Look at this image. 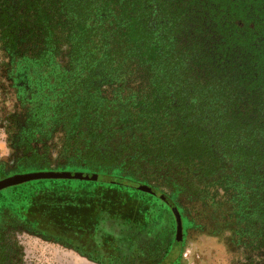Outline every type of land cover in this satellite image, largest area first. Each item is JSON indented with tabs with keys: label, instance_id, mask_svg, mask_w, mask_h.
Returning a JSON list of instances; mask_svg holds the SVG:
<instances>
[{
	"label": "rangeland",
	"instance_id": "374dc122",
	"mask_svg": "<svg viewBox=\"0 0 264 264\" xmlns=\"http://www.w3.org/2000/svg\"><path fill=\"white\" fill-rule=\"evenodd\" d=\"M99 1L92 0V2H86L81 6H78L80 2H70L67 15L71 14L70 20L72 21L68 25L61 21L66 19V16H60L61 9L57 3L58 0H29V4L26 3L25 8H21L24 12L21 9L12 8V11L16 12V16L19 18L17 23L12 25V29L24 28L27 32H33L34 34L37 31L36 27L46 29L48 32L55 28L57 38L49 44L50 46L47 47L48 51L46 52L51 54L52 66L41 65L32 69L34 76L31 79L35 85L23 91V99L18 98L14 87L9 82L7 114L1 113L0 109V145H2L0 147V164L6 162L9 166L15 162L16 158L21 159L23 165L17 168L19 172L40 167L47 168L49 165L52 168L58 165L53 163L55 154L50 158L52 164L47 161L40 162L36 156H29V152H32L33 148L29 142H22L20 139L21 128H23L27 118L30 117L28 113L30 109L27 108V105L30 104L33 98V91H39V93L42 91L40 97L43 92L44 95L52 96V103L47 106V109L44 105H42V109H39L42 112L46 110V121L54 123L56 119H69L68 126H71L70 129H72L71 111L73 107H77L76 101L81 100L78 99L79 97L76 100V95L79 94L80 98L83 96L84 100H90L84 95L90 89L86 91L80 89L78 92L79 86L77 84L81 81L85 85L92 84L89 80H96L88 75V71L93 73L94 76L95 73L98 74L107 67L122 69L120 64H124V69H127V71L117 72L116 70L113 76L104 79L100 91L102 95L110 98V100L112 98V102H114L108 103L113 107L111 112L113 118H123L132 112L134 113L136 111L135 105H137L135 101L140 100V104L137 106L140 116H137V119L141 120L136 122L130 119V122L124 123H117V121L101 122L103 119L95 115L93 118L100 120L97 130H95L96 133L121 132L126 136L135 137V131L147 128L156 139H164L170 136L176 141H181L183 132L191 133L192 130L197 129L200 138L207 144L206 147L213 145L216 149L218 147L223 149V146L226 147L227 142H230L232 138L235 145H243V147L249 149H242L244 156L240 158L232 157L229 151H222L220 160L217 159V166L221 167L217 172V170L209 171L211 166H207L211 163H207L201 157L202 152L198 150L186 159L182 156L179 157L177 149L174 147L168 148L170 150L162 154V161L170 164L176 163V172L186 174L188 176L186 181L181 180V175L175 179L167 176L164 172L162 174V171L153 170L151 164L146 165L136 162L130 165L126 163L125 169L122 168V172L117 168L113 170L98 168L99 164L110 163L113 166L118 164L121 161L120 155L110 159L101 158L102 156L99 157L98 155L87 157L86 161L81 159V161L79 160L80 157H76L73 152H70L67 160L59 165L63 169L109 173L113 176H123L128 179L135 178L154 187L155 190L154 192H143L144 190H134L131 183L118 184L105 181V184H103L102 181L81 179L32 180L21 186L0 190V225L4 226L0 230V241L3 238H9L10 234L13 235L15 239L14 248L18 249L20 264H91L74 253L66 252V248L43 241L29 231L16 230L10 232L12 226L18 223L17 217L26 212L32 219L41 218L44 222L51 220L50 209L46 210L44 208L50 202L56 201V197L60 199V202H64L65 199L70 197H82L95 203L97 196H99L98 193H103L105 206H118L121 208L117 222L121 223L122 228H120L123 231L132 229L131 226L140 225V228L146 226L145 228L147 230L151 229L152 232L165 230L169 237L175 231V221L166 210V205L158 198V192L173 193L176 199L182 200V205L193 217L198 213L211 214L214 211L215 215L223 218L228 212L235 213L236 203L240 200L247 213H249L250 208L258 206V204L261 206L260 201L262 198L252 197L250 194H264L262 187L261 190L259 188L260 183L264 180V158H261L264 157L262 155V152H264V136L253 129L254 122L253 124L243 123L242 125L237 122V125H235L233 123L235 119L231 117L229 111L232 104L236 105L233 109L235 115L241 116L240 118H252L255 120V125L258 124V127L264 131V121H257L256 123L257 114L264 111V78L263 80H253L250 77L256 67L257 70L264 69V32L257 31L255 32L257 34H254V41L257 42L258 46L263 45V48H260V50H258L259 47L256 49L253 47L243 49L239 45H235L236 40L231 37L230 33L215 35V29L211 23H207L205 28L202 23L207 18L216 21L222 17L228 20V17L232 16L231 27L237 29L236 26L238 25L242 33H245L247 29L255 27L254 24H250L246 20L245 15L248 17H264V2L244 0L242 13L239 9L231 8L229 4L231 1L229 0H221V3L227 2L228 12L224 8V3L214 11L211 6L213 2H208V0L196 2H180L181 0H178V2H149L150 0H143L148 2L145 3L147 9L150 5L154 6L156 3L160 7L159 10L153 12L154 18L151 17L148 21L158 26L154 28L163 29L160 26L167 21L172 24L177 32H180L179 30L190 24L195 30L201 32L204 30V35L207 36L200 49V51H203L205 59L199 55L193 63H190V56L188 55L190 50L187 48L179 47L177 50L164 48L163 50L162 57H165L170 65L177 68L174 72L175 77L169 81L167 79L164 81L169 86L171 83L177 85L178 82L185 85L186 81H181L184 80V75L179 79L178 74L184 70V65L189 63V65H193L194 70L190 74L189 72L185 74L190 79L188 81L194 83L193 80L196 79V81L203 82L206 76L204 70L210 64L211 68L205 82L192 88V94L204 102V108H200L196 115L189 116L186 108L183 107L182 109L177 103L178 99L182 97L169 94L171 96H166L163 99L161 97L165 95H161L162 92L159 89L156 93L148 94L150 83L148 77L143 75L148 69L146 66L147 56L152 54L153 47L158 46L160 43L165 44L163 36L158 39L152 32L146 33L145 31L148 30H144V41L141 42L134 40L131 35L128 36L124 32L118 33L116 40H113L111 36H107L106 32V35L103 33L97 34V25L94 23L93 18L99 24L106 26L110 22L120 25L122 23L120 20L126 15L136 17L135 2H130V0ZM252 4L253 8L250 7ZM14 6L16 7V4ZM171 7L173 10L178 8L175 15L166 16L162 13L163 8L164 11H167ZM28 15H31V21L36 20V23L21 27V24H26L24 20L29 21ZM42 19L43 21L46 20L45 25H41ZM200 20H202V23H200ZM141 23L145 25L143 22ZM2 24L0 19V31ZM166 26L168 27V25ZM66 28L70 29L71 35L77 39V42L72 43L77 44L75 47L76 52L72 51L71 43L65 36ZM50 38L48 36L45 39ZM42 40H44V37ZM195 43L196 47L199 48V41L197 40ZM1 44L0 38V62ZM22 46L23 44L20 41L19 43L16 42V45L10 43V53H13V50L17 48L13 54L21 58L22 51L26 52L22 49ZM110 46L115 48L116 52L108 54L104 51ZM88 47L91 48L93 56L89 57L91 61L87 64ZM104 56L107 58H104ZM9 62H11V56ZM151 62L155 65L153 70L156 69L160 73L161 66H157V61ZM231 68H237L242 73L240 81L235 78L233 84H230L232 91H228L226 94L212 91L210 86L216 84L217 87L219 82L224 83L231 79L226 73ZM95 76L98 78V75ZM118 83L120 85L117 88ZM38 85L42 86L41 90ZM227 95L229 96L226 97ZM1 102L0 96V105ZM95 102L96 98L90 104H94V109H98L99 103ZM20 103L22 105L17 108ZM98 112L101 114L102 110L99 109ZM231 125L234 126L233 132H229L231 136H227L225 130ZM200 127L202 129L198 130ZM81 129L86 131L88 128L82 125ZM217 129L218 132L222 133L221 137H218ZM178 147L182 148L181 146ZM4 149H7V151ZM93 164H97V168H90L94 167ZM2 174V171H0V177L3 176ZM116 199L117 202H115ZM226 201L229 202L225 203ZM259 208L258 211H262L263 208ZM61 217L63 219L65 215L62 214ZM229 221H232L230 226L235 227L234 217ZM250 226L254 230L253 238L249 234L241 232L240 239L244 240L243 242L238 237L229 239L226 237L229 236L228 233L224 236L199 235L195 240H187L183 246L185 264H264V242H258L263 239L264 221L250 224ZM253 239V242L247 243V241ZM11 253L6 248L0 247V264H7L8 259H11L9 256Z\"/></svg>",
	"mask_w": 264,
	"mask_h": 264
},
{
	"label": "flooded vegetation",
	"instance_id": "af4514ba",
	"mask_svg": "<svg viewBox=\"0 0 264 264\" xmlns=\"http://www.w3.org/2000/svg\"><path fill=\"white\" fill-rule=\"evenodd\" d=\"M28 1L0 0V19L3 23L0 31L2 42L0 62V96L2 102L0 109L1 113L5 114H7L9 82L14 87L18 98L23 99V91L35 85L31 79L34 76L32 69L41 65L52 66L51 54L46 52L48 51L47 47L52 42V37L55 36V28L48 32L46 29L36 27L37 31L34 34L33 32H27L24 28H11L19 20L12 8L20 10L26 3L29 4ZM196 1L202 0H181L180 2ZM149 2H178V0H150ZM208 2L214 1L208 0ZM15 4L16 7L14 6ZM21 10L24 12L23 9ZM28 19L29 21L24 20L26 24H21L20 26L27 27V25L36 23V20L31 21V15H28ZM43 19L41 20V25L44 22L46 23V20L43 21ZM52 32L53 34L51 35ZM196 33L197 35L195 31H191L192 37L200 38L201 33ZM48 36L51 38L45 39ZM65 36H67V31H65ZM43 37L44 40H42ZM19 41L23 44L22 49L26 50V52L22 51L21 58L13 54L17 48L13 50V53H10V43L16 45V42L19 43ZM189 46H187L188 49ZM193 48L190 47V49ZM10 56L11 62H9ZM41 56L43 57L41 58ZM38 87L41 90L42 86L38 85ZM41 92L33 91V98L30 104L27 105V108L30 109L28 110L30 117L27 118L23 128H21L20 139L22 142H29L33 148L32 152H29V156H36L40 162L47 161L52 164L50 158L55 154L53 163L58 165L52 168L49 165L47 168L40 167L19 172L17 168L22 166L23 163L21 159L16 158L15 162L9 166L6 162L0 164V171L3 173L0 179L17 173L33 171H67V169H63L59 165L64 160H67L69 153L73 150V136L70 133L71 126H68L69 119H56L54 123L46 121V110L42 112L39 109H42V105L47 109V106L52 103V96L44 95L43 92L40 97ZM21 105L20 103L17 108H20ZM130 179L141 182V180L135 178ZM28 182L5 189L21 186ZM98 194L99 196H97L95 203L82 197H70L65 199L64 202H60V199L56 197V201L50 202L44 208L46 210L50 209L51 220L44 222L41 218L32 219L26 212L17 217L18 223L12 226L10 232L12 233L16 230L29 231L43 241L66 248V252L74 253L91 264H185L183 246L187 240H195L199 235L224 236L227 233L229 236L226 237L229 239L233 238V227L230 226L232 221H229L233 219L232 213L228 212L223 218L215 215L214 211L211 214L198 213L193 217L182 205V200L176 199L174 194L170 193L166 195L177 205L182 219V233L178 237L176 216L169 204L160 198V195L164 194L162 192H158V198L166 205V210H168L175 221V231L171 237L167 236L165 230L152 232L151 229L147 230L146 226L140 228V225L131 226L132 229L123 231L121 223L117 222L121 208L118 206H105L103 193ZM117 201L116 199L115 202ZM62 214L65 215L63 219H61ZM3 227L0 225V230ZM47 230L50 232L46 233L45 231ZM14 241L15 239L11 234L9 238H3L0 241L1 248L4 247L9 253L12 252L9 255L11 259H8L7 264H20L19 252L17 248H14Z\"/></svg>",
	"mask_w": 264,
	"mask_h": 264
},
{
	"label": "trees",
	"instance_id": "16d2710c",
	"mask_svg": "<svg viewBox=\"0 0 264 264\" xmlns=\"http://www.w3.org/2000/svg\"><path fill=\"white\" fill-rule=\"evenodd\" d=\"M97 1L100 2L99 0ZM102 1L108 2V0H101V2ZM211 1H214L211 4L214 11L217 10L222 5V3L225 4L224 8L227 9V12L229 11L227 2L221 3V0H211ZM229 1H231L229 2L231 8L239 9L242 12V4L244 5L243 3L245 2L244 0H229ZM250 1L251 2H264V0H250ZM70 2H80L78 6H81L82 4H85L86 2H92V0H58L57 3L60 5L59 8L61 9L60 16L61 17L66 16L65 17L66 19H63L61 21L65 22L66 25L70 24V22L72 21L70 20L71 14L67 15ZM130 2H135L134 5H136V10H135L136 17L131 16V15H126L123 19L120 20L122 22L120 25L118 23L112 24L110 22L106 26L99 24L96 19H93L94 23L97 25V29H96L97 34L103 33L106 35L107 33V36H111L113 40H116L117 34L124 32V33H127L128 36L131 35V37L134 40L141 41V42L144 41L143 40L144 30H148V31H145L146 33L152 32L155 37H158V39L159 37L163 36L164 38L163 41L165 44L160 43L158 46L153 47L152 54L147 56L148 62L146 66L148 67V69H147V72L143 75L145 77H148V81L150 83V84L148 83L149 84L148 94L156 93L158 89L160 90V92H162L161 95H165L161 97L163 99L166 96H171L169 94H176L177 96L182 97L181 99H178L177 101V103L182 107V109L183 107H185L189 116L196 115V113L199 112L200 108H204V102H202L201 100H199L192 94V88L195 85L205 82V78L208 75L209 69L211 67L209 64L208 67H206V69L204 70L206 71V76L203 82H199V81H196V79L194 80L192 79L195 82L190 83V81H188L190 80L188 78V75L186 76L185 74L187 72H189V74L192 73V71L194 70L193 69L194 67L193 65H189V64L191 62L193 63L195 59L197 58V56L201 55L205 59V56L203 55V51H200L202 47L201 44L207 38V36L204 35V30L203 32L199 30H195L192 25L187 24L181 30H179L180 32H177L176 29L172 27V24L168 23L167 21H165L164 25L160 26V27H163V29L154 28L158 26H156L155 24L149 23L148 21L151 19V17L154 18L153 12H156L157 10L160 9L159 5L156 3L154 4V6L151 5L147 9V6L145 7V3H148V2H145L143 0H130ZM250 7L253 8V4ZM177 12H178V8L173 10L172 7L168 9L167 11H164V8H163V11H162V13L166 16L172 15V14L175 15V13ZM245 16H246V20H248L250 24L252 23L255 25L253 29H247L245 33L244 32L242 33L238 25L236 26L237 29L231 27V24L233 21L232 16L228 17L229 18L228 20L225 17H222V18H218L216 21H214L213 19L207 18V20L203 22L204 24L201 22L202 20H200V23H202L204 28L207 23H211L215 29L214 30L215 35H220L222 33L223 34L230 33L231 37L232 38L234 37L236 40L235 45H239V47L243 49H250L251 47L256 49L259 47L258 50H260V48H263V45L258 46L257 42L254 41V38H255L254 34H257L255 33L257 31L264 32V17H258V16L248 17L247 15ZM126 19L127 21H125ZM141 22H143L145 25H142ZM166 25H168V27ZM57 27H59V25H57ZM128 27L130 28L128 29ZM66 31H67V40H69V42L71 43L72 51L76 52L77 50L75 47L77 46V44L74 45L72 43L75 41L77 42V39L75 38V36L73 37L71 35L70 29H66ZM191 31H195L196 35H197L196 32H200L201 33L200 38L196 39V37H192ZM56 38L57 36L55 34V36L52 37V41H55ZM197 40L200 43L199 48L198 46L196 47L195 41L197 42ZM188 45H190L189 49L187 48ZM179 47H184L190 50L188 54L190 56V63L185 64L184 70L180 74H178L179 79H181V76L184 75L185 78L184 80H181V81H186V82H185V85H182L181 82H178L177 85L175 83L174 84L171 83L169 86L168 83L165 84L164 81L166 79L167 81H169L170 79L174 78L175 77L174 72H175V69L177 68H175L173 65H170V62L167 61L165 57H162V55L164 54L163 50L164 48H167L168 50H177ZM190 47H194V48L190 49ZM88 49H89L88 57L86 61L87 64L91 61L89 60L90 59L89 57L93 56L91 53V48L88 47ZM193 50L194 52H192ZM104 51L110 54L112 52H116V49L110 46ZM78 53L79 51L77 52V54ZM104 58H107V57L104 56ZM151 61H157V66H161V69L159 70L160 73H158V70L156 69L153 70V66L155 65ZM263 61H264V55H263ZM120 65L122 69L120 68L114 69L112 67H107L105 69H102L103 70L102 72H99L98 74L95 73V75H98V78L95 75L93 76V73L88 71V75L91 78H94L96 80H89L90 83L92 84H86L87 86L85 85V83H82L83 81L77 84V86H79L78 92L80 91V89L82 91L83 89H85L84 91L90 89L89 92H87L86 94L84 93V95H86V98L88 97L90 98V100H84L83 96L82 98H80L81 96H79V94L76 95L75 99L77 100V98L79 97L78 99H81V100L76 101L77 107L76 106L73 107L71 111L72 121L71 120L70 121L73 127L72 129H70V133H72V136H73L72 152H73V155H75L76 157L77 156L80 157L79 160L82 159L86 161L87 157H93V156L95 157L98 155L99 157L102 156L101 158L110 159L111 157H114V156L118 157L120 155L121 161H119L118 164L114 166L110 163L99 164L98 168H103L106 170H113L117 168V169H120L122 172L123 171L122 168L124 167L125 169L126 163L130 165L136 162L139 164H146V165L151 164L153 165V170L162 171V174L164 172L166 173L167 176H171L175 179H177V177H180L179 175H181V180L186 181L188 180L187 179L188 176L186 174L184 175L182 173L176 172V163L173 162L172 164H170V163H166L162 161V154L170 150L168 148L174 147L175 149H177V153H178L177 155L179 157L182 156L183 158H186V159L189 158L188 156L192 155L193 153H196V150H198L202 152L203 156H205L203 157L201 155V157L205 159L207 163L208 162L211 163V165L207 166V167L211 166V169L209 171L217 170V172H219L221 168L220 166H217V159L220 160V157L222 156V151L223 152L229 151L232 157L240 158L244 156L242 149H246V150L249 149L247 147H243V145L241 146H238V144L235 145V143L232 141L233 140L232 138L230 139L231 143L228 141L227 146L226 147L223 146V149H221V147H218V149H216V147H214L213 145L211 146L209 145L208 146L210 148L209 149L208 147H206L207 144L204 143V141L200 138L199 136L200 134H199V131H197V129L192 130L191 133L187 131L183 132L182 133L183 139L181 141H176L170 136H167L164 139H156V137L150 131H148L147 128L135 131L136 132L135 137L126 136V134L124 133L122 134L121 132L120 133H110V134L109 132L108 133H100V132L96 133L95 130H97L100 120L93 118V116L95 115H98L100 119H103V121L101 122L117 121V123H122V122L124 123L127 121L130 122V119L135 120L136 122H140L141 120V119L140 120L137 119V116H140L138 112V108H137V106L140 104V100L135 101V103L137 104L135 105V107L137 109L135 108L136 111L134 113L132 112L130 113V115H126L123 118L114 117L115 118L114 119L111 113L113 107H111L110 104H108V103H114V102H112L113 101L112 98L110 100V98L102 95L100 91V88L103 86L104 79H106L107 77L110 78L111 76H113V74L116 73V70L117 72H121L122 70L127 71V69H124L125 67L124 64H120ZM261 69L262 70H257V67H256V69L252 71V74L250 77L253 80H257V79L263 80L264 69L263 68ZM232 71H235V72L229 74ZM226 73H227V76L231 77V79H228V81L224 83L219 82L217 87H216V84L210 86L212 91H217V92L226 94L228 93V91L230 92L232 91V86H230V84H233L235 78H238L239 81L241 80L242 73H241V70L237 68H231L229 72H226ZM222 81H224V79H222ZM119 85L120 83L117 84V88L119 87ZM228 96L229 95H227L226 97ZM94 98H96V102L99 103L98 109L97 108L94 109V104H90ZM85 103H86V106H85ZM235 107L236 105L232 104L231 109L229 111L231 112V117L235 119V122L233 121V123L237 125V122H239L242 125L243 123L253 124L254 122V124L252 125L254 127L253 129L257 130L256 132L264 136V131H262L258 127V124L255 125V120L249 117L240 118L241 116L235 115L233 111ZM99 109L102 110L101 114L98 112ZM255 114L257 113L255 112ZM245 120L246 122H244ZM257 121H264V111H261L257 114L256 123ZM82 125H84L88 129H86V131L82 130L81 129ZM233 128L234 126L231 125L229 126L228 129L225 130V133H227V136H231L229 132L232 133ZM250 128L252 127L250 126ZM201 129L202 128L200 127L198 130H201ZM217 133H218V137L222 136L221 135L222 133L220 131L218 132V129H217ZM178 146H181L183 149L179 148ZM262 153H259V154L264 155V152ZM261 158H264V157H261ZM157 160L158 162H156ZM159 163H163V164H160L162 166H160ZM93 165L94 167H90V168H97V164H93ZM88 172H91V171H88ZM209 177H212V176H209ZM223 181H226V180H223ZM102 183L105 184V182H102ZM109 185H114V184H109ZM261 187L264 190V180L259 185L260 190H261ZM137 189L138 188L134 186V190H137ZM139 190L143 191L141 189H138V191ZM143 192H146V191H143ZM250 195L256 198H262L260 201L261 206H259V204L258 206L263 209L262 211H258L259 207L255 206L253 208H250L249 213H247L242 207L241 200L236 203L237 206L235 207L236 208L235 213L232 214V217H234L235 224H236L235 227H233L232 236L233 238L238 237L239 240H241L240 239L241 232L249 234L253 238L254 230L250 226V224H255L257 222L264 221V194L262 193L260 195L259 194H250ZM227 202L229 201H226L225 203ZM241 241L243 242L244 240H241ZM253 241L254 239L247 241V243L253 242ZM258 242H264V228H263V239L262 241L259 240Z\"/></svg>",
	"mask_w": 264,
	"mask_h": 264
},
{
	"label": "water",
	"instance_id": "95a60500",
	"mask_svg": "<svg viewBox=\"0 0 264 264\" xmlns=\"http://www.w3.org/2000/svg\"><path fill=\"white\" fill-rule=\"evenodd\" d=\"M38 179H81V180H96L102 182H112L118 184L131 183L133 186L144 191L154 192L155 188L142 183L136 182L131 179L122 176H113L110 174H102L88 171H59V170H49V171H33L26 173H17L6 178L0 179V190L7 187L22 184L32 180ZM160 198L164 200L172 208L177 221V236L179 237L182 233V219L177 205L174 201L166 194H161Z\"/></svg>",
	"mask_w": 264,
	"mask_h": 264
},
{
	"label": "clouds",
	"instance_id": "9594fccd",
	"mask_svg": "<svg viewBox=\"0 0 264 264\" xmlns=\"http://www.w3.org/2000/svg\"><path fill=\"white\" fill-rule=\"evenodd\" d=\"M0 147H2V145H0ZM5 151H7V149H4Z\"/></svg>",
	"mask_w": 264,
	"mask_h": 264
}]
</instances>
